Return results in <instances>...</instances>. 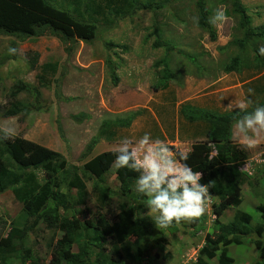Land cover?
<instances>
[{
    "label": "rangeland",
    "instance_id": "1",
    "mask_svg": "<svg viewBox=\"0 0 264 264\" xmlns=\"http://www.w3.org/2000/svg\"><path fill=\"white\" fill-rule=\"evenodd\" d=\"M52 1L72 11L79 20L95 23L97 30L87 42L77 38L70 45L52 36L22 43L14 37L0 36V129L12 130L14 139H27L55 150L79 167L84 163L80 161L81 154L97 135L99 144L93 155L115 150L122 138L135 141L145 132L164 141L174 152L179 150L186 154L194 142L206 141L210 126L205 122L187 121L182 114L185 106L217 113L239 110L227 106L236 98L248 97L249 88L254 90V95L248 97L253 101L250 107L264 101V57L261 56V64L257 66L252 50V47L258 50L264 42L257 40L244 50L237 45L235 40L241 39L242 32L231 0H206L215 29L214 40L199 24L196 0L169 2L156 10H139L136 3L165 0ZM241 1L248 10L252 27L264 24V0ZM218 7L225 11L228 20L216 27L212 16ZM155 28L162 39L175 48L168 58L172 79L166 82H162L163 68L156 65L164 58L165 51L153 47ZM109 42L125 49L109 50L105 47ZM9 47L17 51L10 54ZM34 53L40 58L32 68ZM235 56L240 57V72H225L224 67ZM107 59L115 65L120 79L117 86L109 78ZM52 66L56 67L55 73ZM39 75L48 83L44 88L39 86ZM18 81L40 87V102L36 103L32 95L19 96L31 109L27 118L4 114L11 103L10 90ZM132 113L138 114L129 128L100 131L103 121ZM232 131L234 140L249 151V159L241 168L247 181L243 186V203L239 208L226 210L221 220L228 222L237 210L246 211L255 219L252 224L256 234L242 244H230L229 255L234 264H264V219L255 210L261 203L255 193L264 184V134L249 148L241 134L233 128ZM116 169L112 167L103 177L99 192L93 190V182H87V203L68 211L60 209L59 216L70 217L75 213L83 221L95 222L103 217L111 221L128 207L130 201L120 190ZM35 173L38 181L44 183V172ZM62 191L66 192V188ZM217 203L218 198L209 195L206 211L194 227H188V223H185L187 227L178 224L173 229L154 227L150 239L131 237L122 245L106 238V254L116 252L115 255L120 256L118 264H194L205 236L215 231L212 207ZM144 216L153 220L155 214L147 212ZM26 218L23 205L12 191L0 195V232L6 235L9 225L22 227ZM2 220L6 221L5 226ZM61 236L60 231L49 230L41 223L30 232L27 245L34 256L47 263ZM152 238L164 241L150 257L140 258L138 247L149 243V248ZM97 252L98 249H90L92 260ZM210 264H219L218 258L212 259Z\"/></svg>",
    "mask_w": 264,
    "mask_h": 264
},
{
    "label": "trees",
    "instance_id": "2",
    "mask_svg": "<svg viewBox=\"0 0 264 264\" xmlns=\"http://www.w3.org/2000/svg\"><path fill=\"white\" fill-rule=\"evenodd\" d=\"M176 1L179 0L139 2L136 3V8L156 10L169 2ZM231 3L242 32L241 39L235 40L241 50L257 40L264 42V24L252 27L248 10L242 1L231 0ZM195 6L200 26L206 29L210 38L214 40L216 34L214 25L210 21L211 11L207 7L206 0H196ZM96 30L95 23L79 20L72 11L60 8L52 0H0V36L14 37L20 43L29 39L52 36L63 44L70 45L76 42L77 38L87 42ZM153 36H155L153 47L162 48L165 51L164 58L160 59L156 65L163 68L162 82H166L172 79L168 58L175 48L170 42L162 39V34L156 28ZM105 47L109 50L125 49L111 42L106 43ZM252 50L255 52L254 63L259 66L261 56L258 55L257 49L252 47ZM39 58L38 53L33 54L32 68L38 63ZM240 64V57L235 56L224 70L227 73L240 72ZM51 68L55 73L56 67ZM106 69L110 80L117 86L120 79L111 59H107ZM39 83V86L43 88L48 84L41 75H39ZM40 87L18 81L10 90L11 103L4 114L10 117L21 115L22 118H27L31 109L25 106L19 96L32 95L36 103L40 102ZM261 105H264V101ZM252 108L250 107L248 111ZM237 113H240V110L217 113L189 106L182 109V114L187 121L205 122L210 126L206 141L194 142L190 152L184 155L186 159L182 163H187L193 171L202 173V184L213 181L209 186V195L218 198V203L212 207L215 231L205 236L204 246L200 249L194 264H210V261L215 258H218L219 264H234V259L229 255L228 246L232 243L242 244L246 238L256 234V227L252 224L255 219L251 213L237 210L232 220L228 222L221 220L226 210L241 206L243 186L247 181L246 174L241 168L249 159V151L246 146L234 140L232 131V123L237 118ZM137 114L132 113L127 117L120 115L105 120L101 124L100 131L129 128ZM244 114L240 113V115ZM58 131L63 135L60 126ZM98 144L99 136L97 135L89 141L81 154L80 161L84 163L79 167L69 163L63 154L33 141L12 137L0 139V195L12 191L27 214L22 227L9 225L6 235L0 232V264H118L120 256H116V252H112L111 255L106 254V238H110L118 245L127 243L131 237L150 239L155 224L152 219L144 216L148 212L147 198L134 191L136 173L129 169H116L115 175L120 184V190L124 191L130 203L111 221L104 217L95 222L83 221L75 213L70 217L59 216L60 209L68 211L75 206L85 205L89 196L87 182H93V190L99 192L98 185L104 183L103 177L113 167L115 150L93 155ZM175 152L180 151L175 150ZM36 171L44 172V183L38 181ZM249 185H252V182H249ZM63 187L66 188V192L62 191ZM255 195L261 199V203L255 210L260 218L264 219V184ZM41 223L49 230L62 233L47 263L34 256L32 249L27 245L30 232L38 228ZM185 223L189 224L188 227H194L200 223V217L173 223L167 229H173L176 225H185ZM2 224L5 226L6 221L2 220ZM163 241L162 238H152L149 248H147L149 243L138 247V256L150 257L153 250ZM90 249H98L94 260L90 257ZM128 256L132 258L130 251Z\"/></svg>",
    "mask_w": 264,
    "mask_h": 264
},
{
    "label": "clouds",
    "instance_id": "3",
    "mask_svg": "<svg viewBox=\"0 0 264 264\" xmlns=\"http://www.w3.org/2000/svg\"><path fill=\"white\" fill-rule=\"evenodd\" d=\"M212 19L216 27L228 20L222 8L214 10ZM15 47H9L13 54ZM264 57V46L257 50ZM254 95V90L248 89V97ZM248 97L236 98L227 108L239 109L240 115L232 123L234 131H238L247 141V147L255 145L256 139L264 134V105L258 104L248 111L253 101ZM0 139H8L13 135L6 129H0ZM186 157L183 152H174L159 138H153L145 132L133 141L122 138L115 149L112 166L117 169H129L136 173L134 191L146 197L148 214H155L153 222L157 229H167L173 223L182 220L198 218L206 211L209 202V186L213 183H201L202 173L193 171L187 163H182Z\"/></svg>",
    "mask_w": 264,
    "mask_h": 264
},
{
    "label": "crops",
    "instance_id": "4",
    "mask_svg": "<svg viewBox=\"0 0 264 264\" xmlns=\"http://www.w3.org/2000/svg\"><path fill=\"white\" fill-rule=\"evenodd\" d=\"M187 154V153H186ZM186 154H184V155H186Z\"/></svg>",
    "mask_w": 264,
    "mask_h": 264
}]
</instances>
